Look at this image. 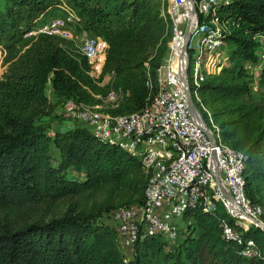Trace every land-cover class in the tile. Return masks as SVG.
Returning <instances> with one entry per match:
<instances>
[{
    "label": "trees",
    "instance_id": "1",
    "mask_svg": "<svg viewBox=\"0 0 264 264\" xmlns=\"http://www.w3.org/2000/svg\"><path fill=\"white\" fill-rule=\"evenodd\" d=\"M63 2L78 18L77 32L100 37L108 45L101 79L108 76L109 81L103 86L87 74L86 59L62 47L59 38L39 34L23 42L36 20ZM219 16L231 52L220 73L202 83L199 96L223 142L245 154V192L260 205L264 101H255L249 91L245 65L257 62L256 38L264 44V0H229ZM167 26L157 0H0V45L8 43L7 51L25 48L21 54L9 52L0 79V264H264L243 257L241 247L223 239L219 219L227 216L221 207L214 214L186 212L184 237L170 250L162 237L143 236L133 247L132 259L124 262L115 231L91 223L92 212L68 203L89 188L108 200L118 197L124 202L119 207L142 205L147 176L137 160L99 143L84 123L47 137L36 118L52 109L44 94L48 76L63 102L93 106L101 102L98 95L119 90L118 107L107 112L139 111L156 90V69L170 39ZM50 143L60 152L58 169L49 163ZM69 166L83 170L87 181L66 180L63 172ZM243 237L264 253V231L251 227Z\"/></svg>",
    "mask_w": 264,
    "mask_h": 264
},
{
    "label": "built area",
    "instance_id": "2",
    "mask_svg": "<svg viewBox=\"0 0 264 264\" xmlns=\"http://www.w3.org/2000/svg\"><path fill=\"white\" fill-rule=\"evenodd\" d=\"M157 1L160 15L168 20L170 39L156 69L155 93L145 106L125 115L110 114L107 110L116 109L122 99L119 90H110L105 97L98 95L101 102L93 106L68 99L59 114L70 126L84 123L99 143L117 147L137 160L147 176L143 204L118 207L111 213L109 225L122 248L133 250L143 236H160L169 248L184 237L181 223L186 212L214 214L221 207L227 216L219 219L223 239L241 247L243 257L264 261V253L255 242L243 237L251 227L264 231L263 209L245 192L246 156L223 142L199 96L208 71L228 61L224 54L225 23L219 14L229 0H192L191 19L187 0ZM61 8L63 18L38 19L37 30L24 36L72 39L71 27L78 18L70 7L63 4ZM79 36L85 42L77 53L87 61V74L103 86L109 81L108 76L101 79L108 45L84 31ZM257 41L256 56L263 62L264 44L260 38ZM185 80L194 111L188 107ZM146 86L152 87L149 80Z\"/></svg>",
    "mask_w": 264,
    "mask_h": 264
},
{
    "label": "rangeland",
    "instance_id": "3",
    "mask_svg": "<svg viewBox=\"0 0 264 264\" xmlns=\"http://www.w3.org/2000/svg\"><path fill=\"white\" fill-rule=\"evenodd\" d=\"M63 4L68 6L66 3L63 2L59 5L54 6L53 8H49L41 17L40 22L57 17L63 18L65 16V12L61 8ZM32 30H37V25H34ZM71 31L74 34L72 39H65L59 37L57 38L61 40L60 45L62 47H66L74 54H78L77 51L82 46V44H84L85 39L79 36V32H77L75 24L71 27ZM36 36L26 37L23 35V42H31L33 39H35ZM258 38L259 37H257L256 40ZM4 45L8 47V43L2 42V44L0 45V79L8 68L9 64L6 63V60L8 57H10L9 52L19 51L18 54H21L25 50V48H19L18 46H16V49L7 51L6 46ZM230 52V47L225 45L224 54L229 55ZM255 53H259L258 47L256 48ZM263 63L264 60L262 62L261 60L257 59V62L245 65V70L248 75L249 91L251 92L255 101H264V80L261 79ZM227 64V62H224L221 67H224ZM221 67H216L212 68V70H209L207 73V78L210 76L218 75L221 71ZM44 94L47 100L52 104V109L48 111V114L46 113V115L44 116L37 117L36 120L38 119L39 121L37 124H39L40 127L42 126L43 131L47 135V137H54L56 133H65L67 130L70 129L71 126L61 117V114H59L63 99L58 97V95L54 92L51 86L50 76H48V79L46 81ZM102 104L105 106V103ZM47 155L50 157L49 163L51 167L53 169H58L60 162V152L52 143L48 145ZM63 174L65 175L66 180L70 181V183L82 184L87 181L84 171H79L74 166L67 167V169L64 170ZM257 195L259 196L258 203L263 209L264 220V184L260 187L259 193ZM106 196L107 195L102 193L100 190L96 191L95 189L86 188L81 190L77 195H74L68 203H75L79 207V209L82 210L84 213L92 212L95 217L91 219V223L112 229V227L109 225L111 213L124 202L121 201L118 197H113L112 199L108 200ZM184 232L185 225L182 222L181 234L184 235ZM177 243L178 242L171 244V246H169V248H166V250H170V248L173 245H177ZM117 246L122 255V258L124 259V262H128L132 259L133 250L122 248L121 244L118 243V241Z\"/></svg>",
    "mask_w": 264,
    "mask_h": 264
},
{
    "label": "water",
    "instance_id": "4",
    "mask_svg": "<svg viewBox=\"0 0 264 264\" xmlns=\"http://www.w3.org/2000/svg\"><path fill=\"white\" fill-rule=\"evenodd\" d=\"M187 2H188V5H189V9H190L189 12H190V19H191L193 17V15H194L193 2H192V0H187ZM189 26H190V23L188 22L187 27H186V32H185V35H184V48H183L184 51H185L186 44H187V41H188ZM185 81H186V87H187V80H185ZM187 94H188V107H189V109L191 111H194L195 107H194L193 102L191 100V97L189 95L188 87H187ZM226 198L230 199V197L228 195H226Z\"/></svg>",
    "mask_w": 264,
    "mask_h": 264
}]
</instances>
